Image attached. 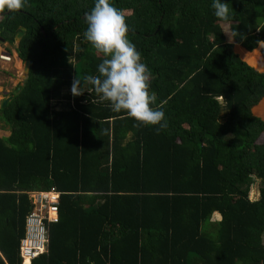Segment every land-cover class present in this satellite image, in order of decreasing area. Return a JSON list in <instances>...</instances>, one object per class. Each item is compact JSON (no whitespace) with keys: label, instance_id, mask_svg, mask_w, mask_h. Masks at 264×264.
Returning a JSON list of instances; mask_svg holds the SVG:
<instances>
[{"label":"trees","instance_id":"trees-1","mask_svg":"<svg viewBox=\"0 0 264 264\" xmlns=\"http://www.w3.org/2000/svg\"><path fill=\"white\" fill-rule=\"evenodd\" d=\"M110 2L167 128L134 127L92 103L91 85L72 95L104 58L83 35L95 0L0 14V37L22 29L15 51L29 61L0 107V264H20L28 193L50 188L57 220L29 264H264V0H223L232 41L213 0Z\"/></svg>","mask_w":264,"mask_h":264},{"label":"clouds","instance_id":"clouds-1","mask_svg":"<svg viewBox=\"0 0 264 264\" xmlns=\"http://www.w3.org/2000/svg\"><path fill=\"white\" fill-rule=\"evenodd\" d=\"M28 0H0V14L7 10L15 14L25 8ZM215 17L227 23L230 20L229 4L223 0H213ZM87 28L84 38L95 52L103 55L96 75H86L83 81L74 78L71 92L74 97L82 95L84 85H91L89 93L94 92L98 99L92 103L108 102L115 113H124L135 121L134 127L158 126L159 134L167 128L163 102L153 107L157 96L150 92L151 72L142 62L141 54L128 39L129 26L125 14L116 8L110 0H95L94 7L85 15ZM230 41L241 34L236 30L226 33ZM244 37L241 36V39ZM258 44L264 41L257 40ZM10 55V52L3 51ZM11 59V58H10ZM223 99V98H221Z\"/></svg>","mask_w":264,"mask_h":264},{"label":"built area","instance_id":"built-area-1","mask_svg":"<svg viewBox=\"0 0 264 264\" xmlns=\"http://www.w3.org/2000/svg\"><path fill=\"white\" fill-rule=\"evenodd\" d=\"M10 55L0 52V61L9 62ZM31 209L25 217L24 233L19 239L20 264H29L31 258L45 251V221L57 220L58 192L53 188L35 190L28 193ZM27 259V263L24 260Z\"/></svg>","mask_w":264,"mask_h":264},{"label":"rangeland","instance_id":"rangeland-1","mask_svg":"<svg viewBox=\"0 0 264 264\" xmlns=\"http://www.w3.org/2000/svg\"><path fill=\"white\" fill-rule=\"evenodd\" d=\"M222 26L224 27L225 35H226L227 39L230 41L228 34H226V33H229V32H227V30H228V24L227 23L226 24L225 23H222ZM2 43H7L8 44V42H6V41L0 42V47H6L7 50L13 52V50L15 48V41H14V39H13V42L12 43L8 44L9 47L8 46H3ZM235 46H236V44L234 43L233 44V49L235 48ZM2 50L5 51V48H2ZM6 63H8V62H6ZM6 63H3L4 64V67L9 68L8 67V64H6ZM0 67H2V66L0 65ZM21 69L22 68L18 64L17 65V71H18L17 74L11 73L9 70H6V71L0 70V99L2 98V96H4V94L1 92L2 90L8 89V92L7 93H9V92L12 91L14 85H16L17 83H20L22 81V79L20 78V75L22 73V70ZM0 125H2L1 122H0ZM216 218H218V216L217 215H213L211 219H216ZM262 243L264 245V236L262 238Z\"/></svg>","mask_w":264,"mask_h":264},{"label":"crops","instance_id":"crops-1","mask_svg":"<svg viewBox=\"0 0 264 264\" xmlns=\"http://www.w3.org/2000/svg\"><path fill=\"white\" fill-rule=\"evenodd\" d=\"M3 44V46H8L9 47V43L7 44V43H2ZM16 44L17 43H15V47H16ZM2 48H5V50L7 51V49H6V47H0V52H2L3 50H2ZM10 54H11V61H9L8 63H6V62H2V61H0V65L2 66V67H0V70H3V71H6V70H9L11 73H15V74H17V65L19 64L20 65V67L22 68V60L20 59V60H18V58L16 57L17 56V54H16V51H15V48H14V50H13V52H11L10 51ZM3 63H6V64H8V67L9 68H7V67H4V64ZM7 68V69H6ZM22 70V69H21ZM21 75H22V73H21ZM21 75H20V78L22 79V77H21ZM23 80V79H22ZM10 82V81H9ZM22 82V81H21ZM20 82V83H21ZM17 84H19V83H17ZM16 84V85H17ZM16 85H14L13 86V88L16 86ZM13 90V89H12ZM3 94H4V96H2V98H4L5 96H7V95H9V94H11V92H9V93H7L8 92V89H4V90H2L1 91ZM2 98L0 99V101L2 100ZM262 108V107H261ZM260 108V109H261ZM257 116H259L263 121H264V116H262V114H260V113H258V112H256L255 113ZM2 124V123H1ZM9 134V130H8V128L7 127H3L2 125H0V137H4V136H7Z\"/></svg>","mask_w":264,"mask_h":264},{"label":"water","instance_id":"water-1","mask_svg":"<svg viewBox=\"0 0 264 264\" xmlns=\"http://www.w3.org/2000/svg\"><path fill=\"white\" fill-rule=\"evenodd\" d=\"M23 34V31L22 29H20L19 31H17L14 35V41L15 43H17L20 39V37L22 36ZM2 38L0 37V42H2ZM247 51V50H246ZM18 58V60H20V58L18 56H16ZM241 59V58H240ZM242 60V59H241ZM263 60V59H262ZM244 61V60H243ZM28 66H29V61L26 59V60H23L22 61V79L25 78L26 74H27V71H28ZM263 66H264V61H263ZM21 87V83L17 84L15 89H14V93L18 92V90L20 89ZM12 97V94H9L7 96H5L4 98H2V100L0 101V107H2L3 105L6 104L7 101H9Z\"/></svg>","mask_w":264,"mask_h":264},{"label":"flooded vegetation","instance_id":"flooded-vegetation-1","mask_svg":"<svg viewBox=\"0 0 264 264\" xmlns=\"http://www.w3.org/2000/svg\"><path fill=\"white\" fill-rule=\"evenodd\" d=\"M4 42V41H3ZM13 42V41H12ZM10 44V43H9ZM8 52H10L9 50H7Z\"/></svg>","mask_w":264,"mask_h":264}]
</instances>
